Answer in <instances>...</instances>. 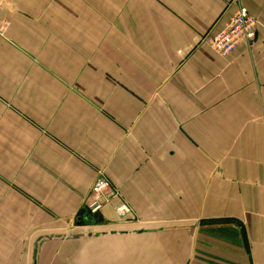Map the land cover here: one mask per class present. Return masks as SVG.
<instances>
[{"label": "crops", "instance_id": "0c3cea01", "mask_svg": "<svg viewBox=\"0 0 264 264\" xmlns=\"http://www.w3.org/2000/svg\"><path fill=\"white\" fill-rule=\"evenodd\" d=\"M241 7L256 38L220 57L201 40ZM0 21V264H264V0H13ZM100 170L120 198L80 228Z\"/></svg>", "mask_w": 264, "mask_h": 264}, {"label": "built area", "instance_id": "2783aa9c", "mask_svg": "<svg viewBox=\"0 0 264 264\" xmlns=\"http://www.w3.org/2000/svg\"><path fill=\"white\" fill-rule=\"evenodd\" d=\"M11 1L13 0H0V17L5 5ZM260 24V21L245 7H241L228 19L221 30L210 29L201 42L216 55L229 57L242 43L249 44L256 38ZM8 27V21H0V35H4ZM117 198H120V192L113 188L104 170H100L86 198L85 214L76 218L74 225L82 228L96 224L95 215L101 214L103 208ZM132 212V209L124 202L116 207V213L122 218L132 215Z\"/></svg>", "mask_w": 264, "mask_h": 264}, {"label": "water", "instance_id": "95a60500", "mask_svg": "<svg viewBox=\"0 0 264 264\" xmlns=\"http://www.w3.org/2000/svg\"><path fill=\"white\" fill-rule=\"evenodd\" d=\"M95 219H96L97 222H101L102 221L101 214H96L95 215ZM79 225H81V224H79ZM98 235H100V234H94V235L93 234H87V235L80 234V235L65 236L64 238L78 239V238H82V237H93V236H98ZM50 239H52V238H50ZM42 241H44V240H42Z\"/></svg>", "mask_w": 264, "mask_h": 264}]
</instances>
